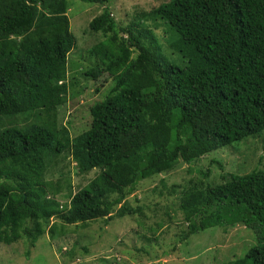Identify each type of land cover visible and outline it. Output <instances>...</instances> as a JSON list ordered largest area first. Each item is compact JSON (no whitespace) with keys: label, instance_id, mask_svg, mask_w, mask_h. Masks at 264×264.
Masks as SVG:
<instances>
[{"label":"trees","instance_id":"16d2710c","mask_svg":"<svg viewBox=\"0 0 264 264\" xmlns=\"http://www.w3.org/2000/svg\"><path fill=\"white\" fill-rule=\"evenodd\" d=\"M78 1L104 7L89 24L102 39L83 76L112 85L90 109L89 127L71 137L57 117L76 84L69 1L0 0V249L23 239L35 249L67 226L142 214L126 201L141 181L253 138L263 136L264 147V0H170L126 26L106 7L114 0ZM151 22L167 28L170 50ZM163 52L179 54L183 66ZM59 158L79 176L97 174L73 193L69 173L64 184L46 179ZM221 179L191 181L172 199L166 215L181 212L187 226L179 242L243 226L254 242L225 264H264V169ZM178 248L173 242L161 256L180 257ZM64 250L68 259L77 253Z\"/></svg>","mask_w":264,"mask_h":264},{"label":"rangeland","instance_id":"374dc122","mask_svg":"<svg viewBox=\"0 0 264 264\" xmlns=\"http://www.w3.org/2000/svg\"><path fill=\"white\" fill-rule=\"evenodd\" d=\"M68 1L70 28L76 40L69 56V69L70 77L76 84H70L66 102L57 108V117L60 124L69 128L70 136L76 137L89 127L90 109L103 99L112 81L101 84L83 76L91 63L89 49L102 39L99 33L90 31L89 24L102 13L104 7L78 0ZM164 2L170 0H114L106 7L114 14L119 25L126 26L136 19L137 14L150 11ZM151 26L155 28L152 22ZM154 31L164 47L170 50L167 28L161 26ZM163 55L173 64L183 66L179 54L163 52ZM262 137L220 149L191 164H181L171 172L141 181L126 201L134 209L143 208L142 214L115 219L107 224L93 222L86 228L67 226V233L54 242L48 234L37 243L35 249L29 247L27 239L20 241V244L1 246L0 264H225L242 257L254 242L252 231L238 226L224 233L220 227H212L194 234L188 242L180 243L178 235L187 227L183 215L169 209L171 216L168 217L166 211L172 199L178 197L181 189L191 181L204 180L214 186L222 182V175H244L256 168L264 169ZM58 162L48 170L46 179L51 182L60 179L64 184L68 178L65 173H69L73 193L97 174V171H93L85 177L79 176L75 164H69L70 159L59 158ZM202 173H209L207 180ZM173 186L177 187L176 193L171 192ZM61 203L64 204V201ZM54 222L60 224L56 220ZM159 225H162L160 229ZM173 242L179 246L180 257H162L161 254L171 250ZM27 247L31 251L28 257L25 253ZM83 247H88L90 253L82 254ZM64 249L76 250L77 253L68 259L63 254ZM155 256L162 260L156 261Z\"/></svg>","mask_w":264,"mask_h":264}]
</instances>
